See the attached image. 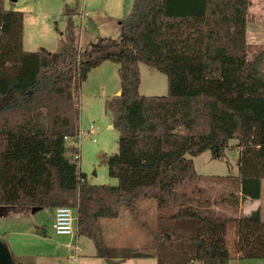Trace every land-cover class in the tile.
Wrapping results in <instances>:
<instances>
[{
    "label": "trees",
    "instance_id": "trees-1",
    "mask_svg": "<svg viewBox=\"0 0 264 264\" xmlns=\"http://www.w3.org/2000/svg\"><path fill=\"white\" fill-rule=\"evenodd\" d=\"M251 0H135L121 22L120 42L94 51L24 50L22 12L0 0V207L16 214L71 207L77 236L91 240L107 264L155 259L157 264H229L264 260L261 209L219 214L259 201L264 181V45L247 40ZM73 32L75 12L66 10ZM119 65L121 95L106 102L118 132L108 161L116 186H92L68 146L80 135V93L90 72ZM139 64L167 76L166 96L140 94ZM239 143L237 189L206 199L182 188L200 179L192 158L221 160ZM154 200L160 213L151 253L112 249L100 221ZM238 211V210H236Z\"/></svg>",
    "mask_w": 264,
    "mask_h": 264
},
{
    "label": "rangeland",
    "instance_id": "rangeland-1",
    "mask_svg": "<svg viewBox=\"0 0 264 264\" xmlns=\"http://www.w3.org/2000/svg\"><path fill=\"white\" fill-rule=\"evenodd\" d=\"M135 0H5L7 10L25 15V51L37 52L45 49L52 53L92 52L105 40L120 42L121 22L129 15ZM258 17L253 15L252 25L258 20L264 27V0H251ZM252 9V10H253ZM77 13L73 19V32L65 11ZM263 10V11H262ZM76 15V14H75ZM248 40V39H247ZM258 40H248L251 46L264 45ZM140 94L146 97L168 94L167 76L144 64H139ZM119 65L106 62L92 70L80 93V136L68 142L75 143L81 160L79 168L92 186H116L118 181L109 175L108 161L118 151V132L112 126V117L106 110V102L116 97L121 90ZM93 126L94 132L89 134ZM232 140L221 160H215L210 150L192 158L200 179L182 189L207 199L237 192L229 183H219L218 178L235 177L239 174L237 161L239 152ZM260 202L250 201L243 209L244 216L261 209ZM218 208L224 215H237L236 207L227 204ZM160 213L154 200L136 203L134 212L123 211L116 220L100 221L102 242L112 249H134L150 252L153 232L157 229ZM53 209L16 214L7 210L0 216V238L8 246L16 264H107L96 258L94 243L86 237L58 236L53 230ZM44 232V235H40ZM78 247L72 250L69 247ZM236 261V260H233ZM241 264H261L264 260H241ZM123 264H157L155 259H131ZM196 264H202L197 262Z\"/></svg>",
    "mask_w": 264,
    "mask_h": 264
},
{
    "label": "built area",
    "instance_id": "built-area-1",
    "mask_svg": "<svg viewBox=\"0 0 264 264\" xmlns=\"http://www.w3.org/2000/svg\"><path fill=\"white\" fill-rule=\"evenodd\" d=\"M93 132H94V128L92 126L89 130V134H92ZM73 147L78 150L74 155V161L77 164H79L81 160L80 150L77 145ZM77 223H78V217L75 209L71 207H58L55 209L53 230L58 236L76 237ZM69 248L72 250L74 249L76 251L79 250L77 246L76 247L70 246Z\"/></svg>",
    "mask_w": 264,
    "mask_h": 264
},
{
    "label": "crops",
    "instance_id": "crops-1",
    "mask_svg": "<svg viewBox=\"0 0 264 264\" xmlns=\"http://www.w3.org/2000/svg\"><path fill=\"white\" fill-rule=\"evenodd\" d=\"M252 2V1H251ZM253 4V2H252ZM6 6V5H5ZM253 6V5H252ZM251 6V7H252ZM253 9V8H252ZM251 11H249V16H248V27H247V39L248 40H258L260 41V43H263L261 42L262 39H264V27L262 26V24L260 23L259 21V18L258 20H256V23H254L252 25V22H251V18L253 15H258L261 13L258 9L257 13H256V10L253 9ZM263 11V10H262ZM77 15V13H75ZM24 49H25V23H24ZM117 96H119L121 94V90L120 91H117L116 92ZM71 141V140H69ZM68 141V142H69ZM76 144L75 143H72V145L70 147H73L75 146ZM237 145V144H236ZM235 145V146H236ZM238 151V149H237ZM239 152V151H238ZM238 163V161H237ZM239 175V174H238ZM235 177H238V176H235ZM237 195L239 194L238 192L236 193ZM250 201L252 202V200H247L245 201L244 203H241L239 208H238V214L237 215H229V216H233V217H240V216H243V209L245 208L246 205H248V203H250ZM260 202V206H261V211H262V217L264 218V181L262 183V194H261V199L258 201ZM217 212H224L222 209L220 208H216ZM53 212L55 213V209H53ZM45 234V233H44ZM197 262H194L192 264H196ZM241 260H236V261H231L229 264H241ZM261 264H264V262H262Z\"/></svg>",
    "mask_w": 264,
    "mask_h": 264
},
{
    "label": "water",
    "instance_id": "water-1",
    "mask_svg": "<svg viewBox=\"0 0 264 264\" xmlns=\"http://www.w3.org/2000/svg\"><path fill=\"white\" fill-rule=\"evenodd\" d=\"M6 211V207H0V216H2ZM32 211L36 212L38 210L34 209ZM40 235H44V232H41ZM0 264H16L8 246L6 245V242L2 238H0Z\"/></svg>",
    "mask_w": 264,
    "mask_h": 264
}]
</instances>
